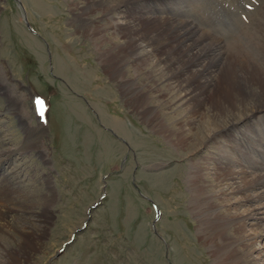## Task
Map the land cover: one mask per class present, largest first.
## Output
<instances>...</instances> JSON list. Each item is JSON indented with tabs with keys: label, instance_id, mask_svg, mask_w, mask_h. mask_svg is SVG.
Returning <instances> with one entry per match:
<instances>
[{
	"label": "rangeland",
	"instance_id": "374dc122",
	"mask_svg": "<svg viewBox=\"0 0 264 264\" xmlns=\"http://www.w3.org/2000/svg\"><path fill=\"white\" fill-rule=\"evenodd\" d=\"M95 2L80 22L76 8L85 0H0V181L13 185L24 205L51 200L45 227L34 238L40 250L26 264H237L245 253L216 260L227 235L203 239L209 232L196 214L192 173L206 172L203 158L221 159L214 143H175L176 136L151 127L146 116L153 112L177 128L184 107L175 111L158 98L133 54L122 49L121 25L143 14L171 15L216 37L220 47L235 39L246 45L244 33L264 36V0H135L124 9L121 0ZM117 4L111 20L104 13ZM129 83L147 90L143 102L127 92ZM37 98L44 102L43 118ZM261 117L249 121L257 126V141L235 136L252 160L264 164ZM195 127L202 133L203 125ZM36 131L44 135L31 144L40 148L26 149ZM225 149L241 156L240 148ZM203 175L206 183L197 182L198 188L215 186ZM253 198L240 205L237 195L223 204L230 214L264 204V197ZM241 230L227 238H238ZM252 249L264 262V238Z\"/></svg>",
	"mask_w": 264,
	"mask_h": 264
},
{
	"label": "bare ground",
	"instance_id": "6f19581e",
	"mask_svg": "<svg viewBox=\"0 0 264 264\" xmlns=\"http://www.w3.org/2000/svg\"><path fill=\"white\" fill-rule=\"evenodd\" d=\"M95 1L85 0L84 6L76 8L75 18L84 22L81 18L94 9L98 3ZM121 1L123 9L135 3L132 2L135 0ZM148 1L160 5L174 2ZM117 7L118 4L109 7L104 14L113 20ZM123 13L122 18L125 20L128 18L127 11ZM114 23L119 24L117 20ZM121 26V39L124 40L122 49L133 54L136 67L143 72L145 80L151 83L158 98L169 102L175 111L184 107L185 115L174 124L176 130L169 128L153 112L150 118L146 116L147 120L151 119V127L168 133L169 138L176 136L175 143L192 139L198 144L212 141L217 156L221 158H203L206 172L200 168L192 173L196 214L203 231L209 232L203 239L212 242L213 237L221 233L231 237V233L235 234L236 230L242 228L238 238L226 237L220 241V249L214 252L216 260L241 251L245 255L237 258L239 264H264L259 251L252 249L253 243L264 238V217L261 216L264 215V204L258 203L252 210H241V215V211L228 213L229 210L223 204L237 195L241 199L235 202H240V205L253 201L256 196L260 199L264 197V164L252 160L236 139V136L246 133L253 137L250 140L257 141L254 132L257 126L251 125L249 121L258 114H262L260 122L264 121V36L258 37L253 32L245 31L249 43L245 45L235 39L233 44L223 48L220 47L219 39L199 31L191 21L171 15L143 14L135 18L133 24L125 21ZM121 64L123 69L124 60ZM126 86L127 92L131 91L133 96L143 102L147 90L131 83ZM197 90H200L199 93ZM27 100H30L29 94ZM194 101L197 103L194 104ZM196 123L203 125L202 133L199 130L194 133ZM220 125L223 128L221 132ZM36 135L41 137V141L44 133H30L24 146L26 149L40 148L31 144ZM226 145L229 149L240 148L242 152L238 154L241 153V156L235 157L232 151L225 149ZM247 158L250 162L245 161ZM246 164H250V167H245ZM204 173L212 176L215 186L205 185L207 189L202 190L197 187V182L206 183ZM25 201L22 195L16 193L13 185L5 180L0 181V264H26L27 258L35 257L40 250V240L35 241L34 238L45 227L51 200H44L35 208L32 204L24 205ZM246 225L255 227V231L246 230Z\"/></svg>",
	"mask_w": 264,
	"mask_h": 264
},
{
	"label": "snow or ice",
	"instance_id": "6c2138e0",
	"mask_svg": "<svg viewBox=\"0 0 264 264\" xmlns=\"http://www.w3.org/2000/svg\"><path fill=\"white\" fill-rule=\"evenodd\" d=\"M35 104H36V109H37V115L41 118H43L44 115V102L42 100H40L39 98H37L35 100Z\"/></svg>",
	"mask_w": 264,
	"mask_h": 264
},
{
	"label": "water",
	"instance_id": "95a60500",
	"mask_svg": "<svg viewBox=\"0 0 264 264\" xmlns=\"http://www.w3.org/2000/svg\"><path fill=\"white\" fill-rule=\"evenodd\" d=\"M95 207H96V205L92 206V209H94ZM86 225H87V222L84 223V225H83V227H82L81 229H79V230H75V232L77 233V232H79V231L84 230L85 227H86ZM72 239H73V238H72ZM72 239H71V240H72Z\"/></svg>",
	"mask_w": 264,
	"mask_h": 264
}]
</instances>
